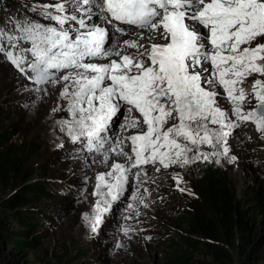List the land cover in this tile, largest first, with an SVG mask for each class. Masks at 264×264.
I'll use <instances>...</instances> for the list:
<instances>
[{
  "label": "snow or ice",
  "instance_id": "snow-or-ice-1",
  "mask_svg": "<svg viewBox=\"0 0 264 264\" xmlns=\"http://www.w3.org/2000/svg\"><path fill=\"white\" fill-rule=\"evenodd\" d=\"M36 9L53 23L28 18L15 22V32L0 29V55L28 81L25 92L46 93L45 86L63 83L68 118L58 124L78 146L73 152L102 156L106 165L111 154L124 157L96 176L94 233L130 177L146 182V165L159 172L213 157L219 164L228 156V138L246 122L264 138V0H57ZM117 128L139 130L121 138ZM202 145L221 151L203 152ZM131 199L148 206L138 188Z\"/></svg>",
  "mask_w": 264,
  "mask_h": 264
},
{
  "label": "rangeland",
  "instance_id": "rangeland-1",
  "mask_svg": "<svg viewBox=\"0 0 264 264\" xmlns=\"http://www.w3.org/2000/svg\"><path fill=\"white\" fill-rule=\"evenodd\" d=\"M56 2L0 0V29L15 32V22L28 18L44 24L53 23L40 17L39 9H33L38 4ZM20 46L29 47L26 43ZM255 78L249 77L244 87L251 88ZM27 83L0 55V151H7L16 160L8 188L0 190V264H168L165 255L173 245L185 255L187 264H215L202 238L189 236L182 224L189 206H204L195 182L202 164L207 161L183 168L161 167L159 172L154 166L146 165L147 177H141L146 182L139 184L130 177L127 191L113 205L111 212L105 214L99 232L94 233L90 221L97 202L93 195L96 176L110 169L103 171L89 166L91 156L103 157L73 152L78 146L72 145L66 136H57L56 142L49 138L53 136V130L58 131L54 128L55 120L68 118L63 110L66 101L52 98V94L61 93L62 83L54 88L45 86L46 93L34 95L23 91ZM221 98L218 100L222 106L230 109V104L223 103ZM255 103L253 99L246 104V110L253 109ZM25 104L28 107H22ZM57 108L61 110L53 111ZM122 120L123 116L118 123ZM171 123L173 121H169V126ZM227 142L228 156H220L219 164L213 157L211 163L226 170L228 185L234 195L239 196L242 189L264 186V138L255 125L251 122L242 124ZM61 144L64 147H59ZM200 150L212 152L221 151V148L219 145L215 149L202 145ZM116 157L111 154L113 161L108 163L119 162ZM232 157L236 159L229 162ZM82 159L84 163H81ZM89 172L94 173L93 182L86 177ZM174 177L181 178L179 186ZM31 184L42 189L27 196L29 201L25 205L14 208L5 204ZM137 188L147 207L139 200L131 199ZM129 203L134 204V210L127 209ZM85 216L89 220H85ZM124 229H129L127 235ZM21 230H26V237L16 239L12 234ZM254 232L259 242L254 243L256 257L249 264H264V222L258 220ZM182 237L195 239L197 247L189 248ZM26 241H32L31 245L27 246Z\"/></svg>",
  "mask_w": 264,
  "mask_h": 264
},
{
  "label": "trees",
  "instance_id": "trees-1",
  "mask_svg": "<svg viewBox=\"0 0 264 264\" xmlns=\"http://www.w3.org/2000/svg\"><path fill=\"white\" fill-rule=\"evenodd\" d=\"M15 164L16 160L10 153L0 151V190L8 188ZM195 183L204 206H189L185 212L182 224L187 234L202 238L203 245L215 264H249L256 257L254 243L259 242L255 237V224L258 220L264 222V186L254 190L242 189L239 196H235L228 185L226 170L209 162L202 164ZM34 187L32 184L28 185L5 204L14 208L25 205L29 201L27 196L42 189ZM12 235L16 239L25 238L27 232L21 230ZM182 241L189 248L197 247L193 238L182 237ZM26 242L30 246L32 241ZM174 246L166 253V262L187 264L185 255Z\"/></svg>",
  "mask_w": 264,
  "mask_h": 264
},
{
  "label": "bare ground",
  "instance_id": "bare-ground-1",
  "mask_svg": "<svg viewBox=\"0 0 264 264\" xmlns=\"http://www.w3.org/2000/svg\"><path fill=\"white\" fill-rule=\"evenodd\" d=\"M121 39H123V40H127V39H133V40H135V39H138V37H135V36H132V37H129V36H125V37H122ZM144 41H141V43H143ZM22 48H24L23 46H21ZM131 51H133V50H129V52H131ZM104 60H100V61H97L98 63H102ZM105 63H107V61L105 62ZM63 83H62V88H63ZM250 89V88H249ZM218 92H220V93H222L223 92V89L222 88H218V89H216ZM32 94V93H31ZM32 95H34V94H32ZM53 96H52V98H55V99H57V101L58 100H60V102H63V100L61 99V97H60V93H58V92H56V94H52ZM221 101L223 102V103H226L227 105H228V102L226 101V99L225 98H221ZM132 115L133 116H135V117H139V113L138 112H133L132 113ZM63 119V118H62ZM124 123V117H123V120H122V122L121 123H119V124H123ZM53 127V126H52ZM54 128H57L58 129V131H56L55 132V130H53V133H51V134H53V136L52 135H50L49 136V138L51 139V140H53V142H56L57 140H56V137L57 136H66V138H68L69 139V137L66 135V133L64 132V131H62L61 130V127H60V125L58 124V121L57 120H55V124H54ZM139 129H131V130H127L126 131V133H125V131H123V132H119V130L117 131V132H119L120 134H121V138H123L124 136L125 137H127V136H130V135H132V134H135L137 131H138ZM119 134V135H120ZM124 151L125 152H128L129 154H131V144H130V142H125V148H124ZM82 155H84V154H82ZM114 155V154H113ZM115 156V155H114ZM114 158V157H113ZM113 158L111 159H109L110 160V162L111 161H113ZM116 158H118V160H119V162H122V161H124V157H121V156H118V157H116ZM83 159H85V157L83 158ZM82 159V161H81V163H84V160ZM90 160H92V162H88V165L89 166H93L95 169H96V167L97 168H100L101 170H103V171H105L106 169L107 170H109L110 169V165H111V163H107V165L106 164H104V163H102V160H103V158H96V157H93V156H91L90 158H89ZM96 159V160H95ZM94 160V161H93ZM94 174V173H93ZM91 172H89L88 173V175H86V177H89V181H92L93 182V177H94V175H93Z\"/></svg>",
  "mask_w": 264,
  "mask_h": 264
}]
</instances>
